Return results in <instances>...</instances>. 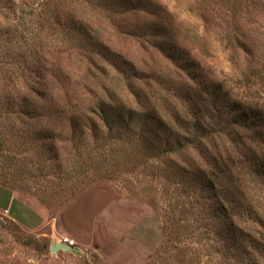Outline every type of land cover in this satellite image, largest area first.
<instances>
[{
	"label": "rangeland",
	"instance_id": "374dc122",
	"mask_svg": "<svg viewBox=\"0 0 264 264\" xmlns=\"http://www.w3.org/2000/svg\"><path fill=\"white\" fill-rule=\"evenodd\" d=\"M261 169L264 0H0V264H264Z\"/></svg>",
	"mask_w": 264,
	"mask_h": 264
},
{
	"label": "crops",
	"instance_id": "0c3cea01",
	"mask_svg": "<svg viewBox=\"0 0 264 264\" xmlns=\"http://www.w3.org/2000/svg\"><path fill=\"white\" fill-rule=\"evenodd\" d=\"M17 193L11 189V196L14 197ZM26 203L31 207L32 210V220L29 221L24 218H17L12 217L10 215V210L5 209L4 211L7 212V214L15 220L18 224H20L23 228L29 230V231H36L40 228H42L45 224L49 222V215L46 209L35 199L32 198H25Z\"/></svg>",
	"mask_w": 264,
	"mask_h": 264
},
{
	"label": "trees",
	"instance_id": "16d2710c",
	"mask_svg": "<svg viewBox=\"0 0 264 264\" xmlns=\"http://www.w3.org/2000/svg\"><path fill=\"white\" fill-rule=\"evenodd\" d=\"M161 123H162V121H161ZM240 125H241V127H242V126H245L246 128H249V127H250L249 123H247V120H244V119L241 120ZM207 126H208V125H207ZM199 128H202V129H204L205 131H207V130H206L207 128L204 126V123H201V126H199ZM215 162H216L217 164L220 163V159L216 158V159H215ZM260 174H264V169H261V173H260ZM261 221H262V222H261V225L264 227V218H262ZM252 241H253V240H252ZM254 241L257 242V244L264 245V240L254 238ZM253 244H254V243H253Z\"/></svg>",
	"mask_w": 264,
	"mask_h": 264
},
{
	"label": "water",
	"instance_id": "95a60500",
	"mask_svg": "<svg viewBox=\"0 0 264 264\" xmlns=\"http://www.w3.org/2000/svg\"><path fill=\"white\" fill-rule=\"evenodd\" d=\"M50 250L52 252H56L58 250L73 251L74 247H71V246L67 245L66 243H64L62 240H59L58 242L52 243L50 245Z\"/></svg>",
	"mask_w": 264,
	"mask_h": 264
},
{
	"label": "built area",
	"instance_id": "2783aa9c",
	"mask_svg": "<svg viewBox=\"0 0 264 264\" xmlns=\"http://www.w3.org/2000/svg\"><path fill=\"white\" fill-rule=\"evenodd\" d=\"M60 240H62L64 243H66L67 245H69L71 247H74V245H75L74 240H72L70 238L65 237V238L60 239Z\"/></svg>",
	"mask_w": 264,
	"mask_h": 264
}]
</instances>
